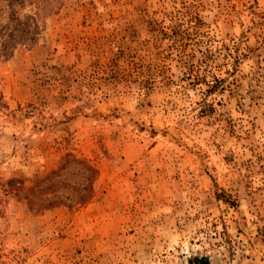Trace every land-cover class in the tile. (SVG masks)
Listing matches in <instances>:
<instances>
[{
	"label": "rangeland",
	"instance_id": "rangeland-1",
	"mask_svg": "<svg viewBox=\"0 0 264 264\" xmlns=\"http://www.w3.org/2000/svg\"><path fill=\"white\" fill-rule=\"evenodd\" d=\"M0 264H264V0H0Z\"/></svg>",
	"mask_w": 264,
	"mask_h": 264
},
{
	"label": "trees",
	"instance_id": "trees-1",
	"mask_svg": "<svg viewBox=\"0 0 264 264\" xmlns=\"http://www.w3.org/2000/svg\"><path fill=\"white\" fill-rule=\"evenodd\" d=\"M68 159H72V162L75 164H80L82 167H84L87 170L88 173V177L86 180L92 181L93 179L96 178L97 172L96 170L88 165L87 163H85V161H83L82 159H77L75 157H73L72 155H67L66 156ZM64 158V162L61 164V167L56 171L51 173L50 175H48L45 179H49V178H53L54 175H58L59 170L63 168L64 163L67 161V158ZM88 193V192H87ZM87 193H78L77 195H75V197L73 199H71L72 204L73 205H81V204H85L91 197V194H87ZM28 198V197H27ZM29 199V198H28ZM51 198H45V201H49ZM31 201V199H29ZM54 205H57V201L56 202H50L46 204V207H52Z\"/></svg>",
	"mask_w": 264,
	"mask_h": 264
}]
</instances>
